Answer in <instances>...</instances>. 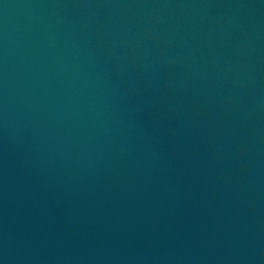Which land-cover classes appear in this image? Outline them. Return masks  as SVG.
Wrapping results in <instances>:
<instances>
[{"label": "water", "instance_id": "water-1", "mask_svg": "<svg viewBox=\"0 0 264 264\" xmlns=\"http://www.w3.org/2000/svg\"><path fill=\"white\" fill-rule=\"evenodd\" d=\"M0 264H264V0H0Z\"/></svg>", "mask_w": 264, "mask_h": 264}]
</instances>
